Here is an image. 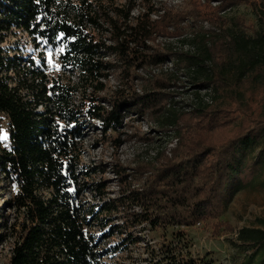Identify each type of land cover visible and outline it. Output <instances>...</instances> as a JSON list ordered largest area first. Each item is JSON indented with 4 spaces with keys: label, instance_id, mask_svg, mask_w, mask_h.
Instances as JSON below:
<instances>
[{
    "label": "trees",
    "instance_id": "trees-1",
    "mask_svg": "<svg viewBox=\"0 0 264 264\" xmlns=\"http://www.w3.org/2000/svg\"><path fill=\"white\" fill-rule=\"evenodd\" d=\"M240 5L256 21L229 15ZM14 29L37 49L61 47L62 67L77 81L51 73L43 53L6 45ZM174 58L196 88L183 105L176 72L139 73ZM111 72L120 86L102 94ZM144 118L173 145L133 167L118 156L82 163L89 132L100 130L103 140L116 133L117 151L123 130ZM4 119L0 181L11 195L0 208V242L12 227L8 264H98L137 245L140 225L167 230L212 220L213 236L233 232L222 219L227 202L264 171V0H0V126ZM115 236L116 245L101 249V238ZM231 242L250 258L264 255V228L243 227ZM181 252L170 264H208Z\"/></svg>",
    "mask_w": 264,
    "mask_h": 264
},
{
    "label": "rangeland",
    "instance_id": "rangeland-1",
    "mask_svg": "<svg viewBox=\"0 0 264 264\" xmlns=\"http://www.w3.org/2000/svg\"><path fill=\"white\" fill-rule=\"evenodd\" d=\"M92 1L99 2V0ZM115 1L116 3L123 4L126 0ZM154 1H166L168 4H178L180 6H183L185 3V0ZM212 3L216 5L219 2L213 1ZM229 15H241L248 21H256V16L253 14L251 8L244 5L237 6L232 11L229 10ZM205 24L208 26L207 23ZM158 40L172 42L174 48L180 51H187L189 48L188 45H183L178 42V39L175 37L168 38L160 36ZM6 41V45L17 47L15 48L17 49V53L24 54L25 56L43 53V56L46 58L48 70L51 73L56 76L63 75L64 78H70L73 82L77 81V74L72 75L62 67L60 57L61 47L53 49L40 47L37 49L34 42H32V38L20 29L12 30L8 34ZM14 53L12 52L11 54ZM176 63L175 58L168 59L166 62L168 68H165L164 65L162 67L150 66L139 69V73L144 77H149L161 71L176 72L181 80L180 83L184 84V86L175 90L178 94L175 100L179 101L178 105H183L194 101L196 88L187 81L188 75L184 74L183 69H179L180 67ZM103 81L107 89L101 92L102 94L112 92L121 83L119 76L115 72H111ZM136 82L138 90H141L143 86L142 80L138 79ZM105 103L103 102V104ZM134 116L137 115L134 114ZM96 122L99 123L98 121ZM134 123V127H128L123 130L127 131L128 134H122L123 142L117 151L114 143L111 141V137L116 133L111 132L112 136L103 140L100 130L89 132L90 134L84 141V151L81 158L82 163L91 164L93 162L99 164L100 161L107 163L115 161L118 156L121 162L130 164L133 167L139 160H152L158 149L173 145L169 143L170 138L167 135L155 131V123L153 120L144 118L136 120ZM138 132L142 135L149 132V135L154 136V140H143L139 138ZM7 135L8 125L6 119H4L0 126V139H6ZM257 152L254 155L259 159ZM98 176L100 178L101 175L98 174ZM104 177L112 180V189L117 188L116 182H114L115 175L111 171H107ZM2 186L3 184L0 181V208L3 206L4 201L11 195V191L3 189ZM13 216L15 217V215L12 214L11 222L14 221ZM222 219L232 224L234 231H225L219 237L213 236L214 221L212 220L194 226L171 227L167 230H153L150 227L140 225L133 230L138 231L137 233L141 237L137 245L129 242L123 251L105 254L98 260V264H170L174 255L180 251L194 258L205 259L208 264H264V255L258 254L250 258L245 250L235 246L231 242L232 237H235L237 232L243 227L264 228V171L254 182L241 189L227 202ZM179 230L183 231L185 235H180V232L177 233ZM96 231L98 235L102 233V231ZM13 232L14 229L9 227L7 231L8 235L5 236V240L0 242V264H8L14 239L12 236ZM2 233L3 230L0 229V234ZM119 239L120 237L118 236L107 238L106 240L101 238L100 247L101 249L109 248L111 245H116ZM163 244L169 247H161Z\"/></svg>",
    "mask_w": 264,
    "mask_h": 264
},
{
    "label": "built area",
    "instance_id": "built-area-1",
    "mask_svg": "<svg viewBox=\"0 0 264 264\" xmlns=\"http://www.w3.org/2000/svg\"><path fill=\"white\" fill-rule=\"evenodd\" d=\"M164 66H165V68H168V66H167V64H166V63L164 64Z\"/></svg>",
    "mask_w": 264,
    "mask_h": 264
}]
</instances>
